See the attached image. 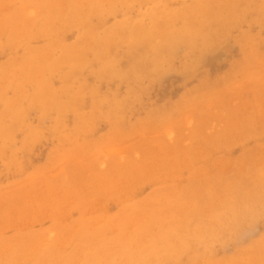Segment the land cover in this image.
Masks as SVG:
<instances>
[{
	"label": "rangeland",
	"instance_id": "374dc122",
	"mask_svg": "<svg viewBox=\"0 0 264 264\" xmlns=\"http://www.w3.org/2000/svg\"><path fill=\"white\" fill-rule=\"evenodd\" d=\"M0 264H264V0H0Z\"/></svg>",
	"mask_w": 264,
	"mask_h": 264
},
{
	"label": "bare ground",
	"instance_id": "6f19581e",
	"mask_svg": "<svg viewBox=\"0 0 264 264\" xmlns=\"http://www.w3.org/2000/svg\"><path fill=\"white\" fill-rule=\"evenodd\" d=\"M254 209V208H253ZM250 210V209H249ZM238 212V211H237ZM238 214V213H237ZM235 216V215H234Z\"/></svg>",
	"mask_w": 264,
	"mask_h": 264
}]
</instances>
